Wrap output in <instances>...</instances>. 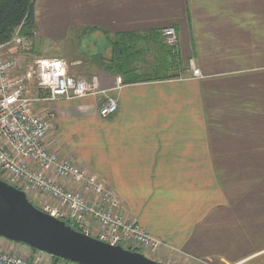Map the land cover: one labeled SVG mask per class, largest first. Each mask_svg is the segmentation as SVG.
I'll list each match as a JSON object with an SVG mask.
<instances>
[{"label": "crops", "instance_id": "1", "mask_svg": "<svg viewBox=\"0 0 264 264\" xmlns=\"http://www.w3.org/2000/svg\"><path fill=\"white\" fill-rule=\"evenodd\" d=\"M84 4L96 33L174 27L190 74L123 85L98 66L104 93L48 103L55 123H92L82 137L97 153L79 166L161 240L160 262L264 264V0H178L167 16L169 0ZM108 98L118 111L102 118Z\"/></svg>", "mask_w": 264, "mask_h": 264}, {"label": "built area", "instance_id": "2", "mask_svg": "<svg viewBox=\"0 0 264 264\" xmlns=\"http://www.w3.org/2000/svg\"><path fill=\"white\" fill-rule=\"evenodd\" d=\"M168 46L178 47L174 27L163 29ZM25 47L18 33L0 47V179L21 188L36 200L39 209L58 220L68 221L78 232L100 242L131 252H156L162 245L139 223L122 213L120 198L95 174L67 157L50 150L49 135L56 130L52 114L42 116L33 111V103H53L65 99L97 96V77L85 79L71 75L69 64L59 58L33 61L31 72L18 73V59L6 57L1 49ZM193 75L199 72L192 69ZM37 80V88L46 97H28V85ZM118 111L116 99L108 98L99 110L102 118ZM0 264H55L31 255L24 257L0 250Z\"/></svg>", "mask_w": 264, "mask_h": 264}, {"label": "rangeland", "instance_id": "3", "mask_svg": "<svg viewBox=\"0 0 264 264\" xmlns=\"http://www.w3.org/2000/svg\"><path fill=\"white\" fill-rule=\"evenodd\" d=\"M169 2H171L172 10L163 16L173 15V11H177L179 8L178 0H169ZM84 5V0H37L35 5L37 22L35 35L33 38L21 36L25 39L27 50L20 46H14L1 49V53L6 57L12 55L18 59V73L20 74L30 73L33 61L39 58H59L67 61L71 75L85 79L93 77L96 72L92 69L98 67L95 64L99 62L107 64L111 59L112 49L105 39V35L96 33L92 29L88 18L85 16L86 8ZM107 28L112 30L113 33L117 32L114 25L108 24ZM125 28L131 29L129 26ZM184 31L186 32V30ZM184 63L188 65L187 57L184 59ZM188 73H181V75H187ZM33 74V79L28 85V97L34 100L37 97H46L47 95L37 88L35 73ZM33 106V111L40 113L42 116H46L50 112V105L46 102H35ZM80 123L83 122H79L75 127H73L74 125H68L75 124L74 121L65 120L64 122L55 123L56 130L51 133L53 135L51 144L59 156L67 157L76 164L85 166L86 163L90 162L91 157L97 153V144L94 145L88 142V137H82L84 130L90 129L92 123H84L85 127ZM93 127L98 128L94 125ZM16 188L22 190L19 187ZM27 196L30 202L39 209V203H36V199L29 193H27ZM0 243L2 244L0 250H9L24 257L35 255L46 262L52 259V256L46 253L38 251L34 253L31 248L24 244H16L3 238H0ZM142 252L147 258L162 263L157 253L149 250H143Z\"/></svg>", "mask_w": 264, "mask_h": 264}, {"label": "water", "instance_id": "4", "mask_svg": "<svg viewBox=\"0 0 264 264\" xmlns=\"http://www.w3.org/2000/svg\"><path fill=\"white\" fill-rule=\"evenodd\" d=\"M0 238L72 264H162L76 231L38 209L24 191L1 179Z\"/></svg>", "mask_w": 264, "mask_h": 264}, {"label": "trees", "instance_id": "5", "mask_svg": "<svg viewBox=\"0 0 264 264\" xmlns=\"http://www.w3.org/2000/svg\"><path fill=\"white\" fill-rule=\"evenodd\" d=\"M36 1L0 0V47L11 42L17 33L22 37H34L37 30ZM104 35L111 45L112 56L107 64H96L108 75L121 78L123 85L166 81L180 78L181 73H185L180 72L182 61L178 47L167 45L163 29L117 34L104 32ZM65 222L70 225L68 221Z\"/></svg>", "mask_w": 264, "mask_h": 264}]
</instances>
